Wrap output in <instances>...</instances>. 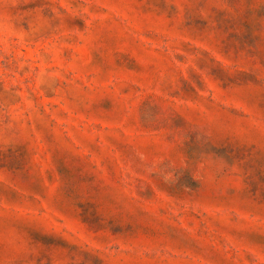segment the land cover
Listing matches in <instances>:
<instances>
[{
    "label": "rangeland",
    "instance_id": "obj_1",
    "mask_svg": "<svg viewBox=\"0 0 264 264\" xmlns=\"http://www.w3.org/2000/svg\"><path fill=\"white\" fill-rule=\"evenodd\" d=\"M0 264H264V0H0Z\"/></svg>",
    "mask_w": 264,
    "mask_h": 264
}]
</instances>
